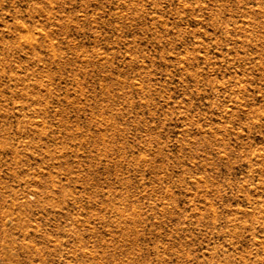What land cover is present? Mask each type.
I'll return each mask as SVG.
<instances>
[{
	"label": "rangeland",
	"instance_id": "obj_1",
	"mask_svg": "<svg viewBox=\"0 0 264 264\" xmlns=\"http://www.w3.org/2000/svg\"><path fill=\"white\" fill-rule=\"evenodd\" d=\"M0 264H264V0H0Z\"/></svg>",
	"mask_w": 264,
	"mask_h": 264
}]
</instances>
